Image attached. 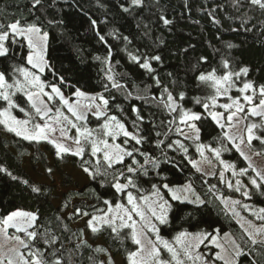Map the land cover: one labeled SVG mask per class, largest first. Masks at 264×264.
I'll use <instances>...</instances> for the list:
<instances>
[{"label":"snow or ice","instance_id":"6c2138e0","mask_svg":"<svg viewBox=\"0 0 264 264\" xmlns=\"http://www.w3.org/2000/svg\"><path fill=\"white\" fill-rule=\"evenodd\" d=\"M41 3L42 0H33L32 7L36 8ZM132 4L140 6L142 0H132ZM235 4H247L264 13V0H235ZM124 10L128 11L127 8ZM160 19L164 25L171 24L164 16ZM214 22L219 23L215 19ZM48 23L62 24L63 21L49 20ZM95 23L92 21L93 25ZM247 23L243 22L242 26ZM245 30L251 29L245 27ZM124 39L128 40V37ZM13 46L26 49V52L19 57L21 62L10 65L11 70L9 67L0 68V126L23 140L46 142L53 147L54 156L58 160H64L68 156L76 158L80 169L90 181L96 182L100 188L107 187L110 190L111 199L107 198V192L101 194L92 189L98 203L88 207L94 209V213L87 208H74L72 216L89 217L86 226L93 234L106 230L122 246L125 241H130L135 247L126 249L127 264H214L216 260L222 261L223 264H238V258L244 255L243 249L232 240V254L229 255L227 249L218 243L219 229L193 232L185 228H173L179 205L192 206L186 214V220L191 224L195 213L202 209L207 201L196 193L191 182H168L167 178L161 175V166L179 167L175 156L169 155L171 151L182 154L183 160L197 173L215 175L205 173L200 166L203 162L212 164L214 158L223 167V171L219 172V179L226 183L230 190L241 193L245 199H251L247 185L240 179H236L234 183L231 179L225 180L226 171H231L232 176L236 177L247 175L248 169H251L255 176H249V184L264 195V172L252 167L250 158L241 147L245 144L251 147L254 140L264 144V85L257 86L246 79L249 67L234 69L225 59L221 62L223 71L218 72L216 68L199 71L195 80L196 87L202 94L192 96L193 106L188 107L185 103V91L174 92L167 85L161 88L160 77L155 74L156 69L152 66V61L162 62L160 55H132V61L151 76L157 88H161L160 95H153L150 99L157 101V106L162 107L169 117L166 122L161 121L170 126L164 133L165 138H168V133L173 131V127L175 135L183 138L172 139L167 144L165 140H158L156 147L160 149V155H154L143 148L148 142V137L143 135L141 126L145 123V117L141 110L132 106L131 111L135 119L131 120L130 130L127 116L121 117L112 111V108L116 107L120 113L124 112L119 105L111 104V101L115 100L114 96L106 97L103 93L88 94L69 83L51 63L49 33L42 25L34 22L22 23L19 19L7 24L0 22V58L6 61L17 59L18 53L14 51ZM228 47L233 45L229 44ZM110 58L111 52L105 58L109 65ZM96 59L100 60V57L97 56ZM198 63L206 64L207 58L200 57ZM108 71L111 72V67ZM49 74L51 79L46 78ZM172 75L168 73L169 77ZM107 80L111 88L124 87L116 82L112 75H107ZM173 83L175 84V79ZM65 87L74 88V101L65 95ZM104 87L109 89L108 84ZM205 89L207 91H204ZM233 91L237 95H233ZM128 96H131V93H128ZM14 112L22 113L24 118H18ZM90 117L99 122L95 128L89 127ZM257 117L260 118L259 122L249 120ZM209 122L223 133V136L217 139L227 141L245 161H249L248 168L237 170L235 164L224 161L221 158L222 151L226 150L223 144L213 147L201 142L203 126ZM241 124L244 125L242 132L238 134L232 131L238 129ZM155 127L156 125L152 124V128ZM155 134L157 137L161 135L159 131ZM192 145H195V150L201 158L199 161L189 156V148ZM206 153H210L212 158ZM53 171L52 167L46 168L49 176ZM0 174L22 184L29 194L42 193L41 185L14 175L7 167L0 165ZM150 175L160 178L159 182H150V187L145 189L141 180ZM215 188L216 185H210L209 191ZM217 199L227 204L224 197L217 196ZM231 203L241 205L239 200H233ZM101 204L103 207L99 206ZM241 206L257 220L264 221V207L252 210L248 204ZM179 211L183 212L184 209ZM40 220L39 209L29 211L15 208L0 212V264H65L61 254L63 245L56 247L58 237L40 232ZM248 225L252 231L245 229V234L252 245L264 244V240L256 239L257 236L264 235V226L256 227L250 221ZM168 228L173 231L169 233V238H165L162 233ZM41 236L47 246L43 249L36 245L38 237ZM80 236L83 237V230ZM13 243L15 246H8ZM81 245L91 247L85 239H81L77 247ZM202 245L215 246L220 251L208 258L200 251ZM95 251L107 253L106 249L99 246ZM108 264H114L110 254Z\"/></svg>","mask_w":264,"mask_h":264},{"label":"trees","instance_id":"16d2710c","mask_svg":"<svg viewBox=\"0 0 264 264\" xmlns=\"http://www.w3.org/2000/svg\"><path fill=\"white\" fill-rule=\"evenodd\" d=\"M32 2L33 0H0V22L7 24L19 19L22 23L34 22L42 25L49 33V54L54 68L63 74L69 83L88 94L103 93L106 97L114 96L115 100L111 101V104L119 105L124 112L120 113L116 107H113L112 111L118 116H127L130 130L131 120L135 119L131 108H139L145 117V123L141 126L143 135L148 137V142L143 148L154 155H160V149L156 147L158 140H165L167 144L172 139H183L175 135L174 127L173 131L168 133V138H165L164 133L170 126L161 121L166 122L169 117L162 107L157 106V101L150 99L153 95L158 97L164 85L174 92L185 91L186 106L192 107L191 97L202 94L196 87L195 76L199 71L212 68H216L218 72L223 71L221 62L225 59L234 69L249 67L246 79L257 86L264 85V13L250 5L237 6L235 0H142L140 6L133 5L132 0H42L41 5L33 8ZM125 8L128 11H125ZM161 16L170 20L171 24L164 25ZM214 19L219 23H215ZM49 20H62L63 23L49 24ZM92 21L96 22L95 25ZM245 21L248 23L242 26ZM245 27L251 30L246 31ZM124 37H128V40ZM229 44L233 47H228ZM13 48L18 53V58L7 61L0 58V68L9 67L11 70L12 63L21 62L19 57L23 56L26 49H19L18 46ZM109 52L110 65L105 59ZM132 55L161 56L162 62L152 61V66L156 69L155 74L159 75L162 82L161 88H157L151 76L132 61ZM97 56L100 60L96 59ZM202 56L207 58L206 64L198 63ZM109 67L111 72L108 71ZM168 73H172V77H169ZM107 75H112L115 81L124 87L111 88ZM46 78L51 79L50 74ZM105 84L109 85L108 90L105 89ZM63 90L69 97L74 92V88L70 87ZM128 93H131V96H128ZM232 94L237 95L235 91ZM14 114L18 118H24L22 113ZM253 119L256 122L260 120L259 117L249 118L250 121ZM98 123L90 117L89 127L95 128ZM152 124L156 127L152 128ZM157 131L161 133L159 137L155 134ZM222 136V131L209 122L203 126L201 142L213 147L223 144L226 150L222 151L221 158L224 161L235 164L237 170L248 168V163L235 148L227 141L217 139ZM249 148L253 153L264 156V144L258 140H254ZM169 155L175 156L179 167L162 165V177H166L167 181L173 184L191 182L195 191L207 201L206 205L195 213L191 224L187 222L186 214L192 206L179 205L173 228H185L193 232L219 229L218 237L227 234L243 249L244 255L238 258V264H253L254 261L255 264H264V244L252 245L220 199H217V196L233 200L242 199L241 193L230 190L218 177L205 178L197 173L183 160L182 154L169 151ZM189 156L195 160L200 158L195 145L189 148ZM48 157L52 159L51 165ZM25 159L33 172L41 169L49 181L51 176L46 173V168L52 167L53 172L58 173L61 178V186L72 188L60 196L58 206L53 204L56 197L52 184L33 181L23 168ZM0 165L7 167L14 175L42 186V193L29 194L22 184L0 174V212L15 208L29 211L39 209V230L59 238L56 247L63 245L61 254L65 264H69V260L71 264H103L102 257L108 264V254L111 257L119 256L122 263L127 264L126 249L135 247L130 241H125L122 246L106 230L93 234L86 226L89 217L72 216L74 208H87L94 213V209L88 207L98 203L92 189L101 194L107 192V198L111 199L110 190L107 187L100 188L96 182L90 181L80 169L76 158L68 156L64 160H58L54 156L53 147L46 142L23 140L0 126ZM63 165L80 170L86 178V184L78 187L73 183L70 177L61 171ZM249 176H255L251 169H248L245 176H230L229 179L233 183L240 179L247 185L251 199L246 202L258 210L264 207V195L249 184ZM159 179L154 175L142 178V187L148 189L150 182H159ZM210 185H216L211 192ZM99 206L103 207L102 204ZM80 221L84 222V227L75 230L73 224ZM257 221L264 224V221ZM81 230L83 237L80 236ZM172 231V228H168L162 234L169 238ZM84 234L91 247L81 245L78 248L80 240L85 239ZM43 240V236L38 237L37 247H47ZM97 240H101L102 244H96ZM261 240H264V236ZM98 246L106 249L107 253L96 252ZM200 251L211 258L217 249L211 245H202ZM214 264L223 262L216 260Z\"/></svg>","mask_w":264,"mask_h":264},{"label":"rangeland","instance_id":"374dc122","mask_svg":"<svg viewBox=\"0 0 264 264\" xmlns=\"http://www.w3.org/2000/svg\"><path fill=\"white\" fill-rule=\"evenodd\" d=\"M75 99L76 98L71 95V100L74 101ZM65 111H66V109H65ZM243 128H244V125L241 124L238 129H232V131L239 134L240 132L243 131ZM241 147H242L243 151L250 158V163H251L252 167L258 171L264 172V156H260L256 153H253L246 144L242 145ZM206 155H209V157L212 158L210 153H206ZM200 159L201 158H199L197 161H199ZM48 162L50 165L52 164L51 157H48ZM246 162L249 163V161H246ZM200 166L203 168L205 173H215V175H203L205 178H212V177H218L219 178V172L223 171V167L221 165H219L218 162H216L215 160H213L212 164H208L207 162H203V163H201ZM23 168H24L25 172L27 173V175L33 181L38 182V183L52 184V186L54 187V196L56 197V199L53 201L54 206H58L61 195L67 193L69 189H72V188H66V187L61 186V178L59 177L58 173H56V172H53V174L51 175V181H49L45 177L44 172L41 169H39L38 172H33L28 165L27 159H25L23 162ZM60 169L63 173L68 175L70 177L71 181L73 183H75L78 187H83L86 184V182H87L86 178L80 170H77L70 165H63V166H61ZM254 175H255V173H254ZM230 176H232L231 171H226L225 172V180H228ZM225 199L227 200V204L225 202H223L221 199H220V202L224 205L226 210L229 212V214L232 216V218L235 220V222L240 226V228L244 231V233H245V229L252 231V229H249V225H248L249 221L253 225H255L256 227L264 226V224H261L256 220L255 216L251 215L249 213V211L245 210L241 206L243 204H248L252 208V210H256L248 202H246L248 199H245V197H243V196H242V199H234V200H239L241 202V205H232L231 201H233V199H229V198H225ZM235 213H238L239 215H236ZM242 225H243V227H242ZM83 227H84L83 221H80V222L73 224V228L75 230H80ZM263 236L264 235L257 236L256 239L258 241H260L263 238ZM84 237L87 240V237L85 234H84ZM231 241H232V239L229 235H224L222 237H218V243L223 245L224 248L227 249V252L229 255L232 254ZM96 244L101 245L102 244L101 240H97ZM8 246L13 247L15 245L13 243V244H9ZM215 248L217 249V252L220 251L219 248H217V247H215ZM6 250L7 249H5V251ZM112 260L114 261V264H123L122 260L119 256L112 257ZM102 261H103V264H106L104 257H102Z\"/></svg>","mask_w":264,"mask_h":264}]
</instances>
